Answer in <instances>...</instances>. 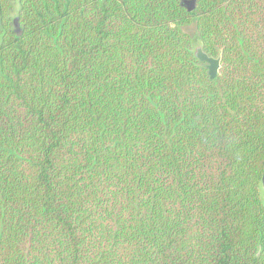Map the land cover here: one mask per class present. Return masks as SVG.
I'll return each instance as SVG.
<instances>
[{"label": "trees", "instance_id": "1", "mask_svg": "<svg viewBox=\"0 0 264 264\" xmlns=\"http://www.w3.org/2000/svg\"><path fill=\"white\" fill-rule=\"evenodd\" d=\"M263 179L264 0H0V264H264Z\"/></svg>", "mask_w": 264, "mask_h": 264}, {"label": "water", "instance_id": "2", "mask_svg": "<svg viewBox=\"0 0 264 264\" xmlns=\"http://www.w3.org/2000/svg\"><path fill=\"white\" fill-rule=\"evenodd\" d=\"M193 6H188L187 9L191 10ZM15 26L17 28V20H15ZM17 33L19 34L20 32L17 30ZM196 57L198 58V60L202 63L205 64V67L208 70V74L210 79H213L216 74L217 71L219 69V59H214L211 57H208L207 55H205L202 51H199L198 53H196ZM262 186L264 187V179L262 180Z\"/></svg>", "mask_w": 264, "mask_h": 264}, {"label": "rangeland", "instance_id": "3", "mask_svg": "<svg viewBox=\"0 0 264 264\" xmlns=\"http://www.w3.org/2000/svg\"><path fill=\"white\" fill-rule=\"evenodd\" d=\"M184 32L186 34L189 35V37H191V40H192V43H193V50L196 53H198L199 51H201V45H200V42H199V37L196 33V29H195V26L194 24L184 28Z\"/></svg>", "mask_w": 264, "mask_h": 264}, {"label": "crops", "instance_id": "4", "mask_svg": "<svg viewBox=\"0 0 264 264\" xmlns=\"http://www.w3.org/2000/svg\"><path fill=\"white\" fill-rule=\"evenodd\" d=\"M260 197H261V200H262L263 203H264V188H261V189H260Z\"/></svg>", "mask_w": 264, "mask_h": 264}]
</instances>
